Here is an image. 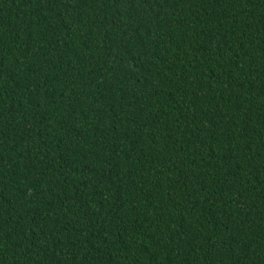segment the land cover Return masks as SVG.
<instances>
[{
	"label": "trees",
	"instance_id": "obj_1",
	"mask_svg": "<svg viewBox=\"0 0 264 264\" xmlns=\"http://www.w3.org/2000/svg\"><path fill=\"white\" fill-rule=\"evenodd\" d=\"M0 264H264V0H0Z\"/></svg>",
	"mask_w": 264,
	"mask_h": 264
}]
</instances>
